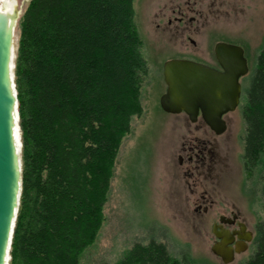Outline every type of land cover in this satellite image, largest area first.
I'll list each match as a JSON object with an SVG mask.
<instances>
[{"label":"trees","instance_id":"obj_1","mask_svg":"<svg viewBox=\"0 0 264 264\" xmlns=\"http://www.w3.org/2000/svg\"><path fill=\"white\" fill-rule=\"evenodd\" d=\"M133 1L29 0L17 21L21 182L8 264H79L97 237L121 142L142 111L147 64ZM244 79L242 171L264 190V38ZM253 247L239 264H264V222ZM112 264L196 261L150 238Z\"/></svg>","mask_w":264,"mask_h":264},{"label":"rangeland","instance_id":"obj_2","mask_svg":"<svg viewBox=\"0 0 264 264\" xmlns=\"http://www.w3.org/2000/svg\"><path fill=\"white\" fill-rule=\"evenodd\" d=\"M16 1L20 15L29 0ZM179 5L192 8L187 16L196 18L187 28L173 19L172 9ZM133 10L147 64L140 89L142 111L132 117L130 132L121 142L104 222L79 264H112L134 242L146 243L150 238L164 243L172 256L188 252L196 264H222L210 251L211 226L219 212L237 211L249 229L264 222L261 183L250 187L242 171L241 112L237 107L226 114V130L209 148V159L194 176L195 187L190 182L191 189L197 193L206 189L207 199L214 201L208 213H194V196L176 174L171 157L181 141L200 134L182 114L161 109L159 99L166 89L163 64L174 58H206L214 43L225 42L243 48L250 72L264 38V0H134ZM13 34L16 47L17 26ZM243 85H248L247 79ZM253 252L251 247L235 255L231 264L245 261Z\"/></svg>","mask_w":264,"mask_h":264},{"label":"water","instance_id":"obj_3","mask_svg":"<svg viewBox=\"0 0 264 264\" xmlns=\"http://www.w3.org/2000/svg\"><path fill=\"white\" fill-rule=\"evenodd\" d=\"M18 17L16 10H0V264H8L21 182V141L13 73L16 51L13 33ZM214 54L221 70L184 58L167 60L163 64L166 89L159 105L167 113H185L191 122L199 114L220 134L225 129L222 116L239 103V78L248 72V66L243 48L236 44L217 42ZM222 223L220 217L218 224L212 225L216 241L210 251L222 264H231L235 255L245 250L244 244L251 240V233H244L245 225L241 222L239 229L233 231L223 228ZM235 237L241 242H234Z\"/></svg>","mask_w":264,"mask_h":264},{"label":"flooded vegetation","instance_id":"obj_4","mask_svg":"<svg viewBox=\"0 0 264 264\" xmlns=\"http://www.w3.org/2000/svg\"><path fill=\"white\" fill-rule=\"evenodd\" d=\"M7 1V0H6ZM8 1H13V7H12V11L16 10L18 12V2L16 0H8ZM3 2V0H2ZM192 8L187 7V6H177L174 9H172V14H174L173 19L177 24H183V27L187 28L189 24H191L193 21H195V17L190 16L189 14L191 13ZM189 12L188 16L187 13ZM19 14V12H18ZM21 15V14H20ZM19 15V17H20ZM18 17V18H19ZM168 24L171 22L170 19H168ZM188 40L191 44H195L191 38L188 36ZM215 45V43H214ZM244 57L246 59L247 62V66H248V72L239 78V84L241 87V93H242V88H243V83H244V78L248 75L249 73V63H248V58L245 55L244 52ZM184 59H189V60H193L202 64H205L211 68H214L216 70H221V67L215 57L214 54V46H213V51L211 53V55L208 54V56L206 58L201 57L200 58H185L182 57ZM241 99V94L239 97V101ZM239 105V103H238ZM237 105V107H238ZM236 107V108H237ZM235 110V109H234ZM229 113V112H227ZM225 113L222 118L225 122V129L227 127V121H226V114ZM183 115V119L184 122L187 121V123H190L194 126L195 132H199L200 135H194L191 136L190 140L187 141H181L178 145L177 148L178 150H174L172 157H171V163L174 166V169L176 172V174H178V177L181 178V180H184V185L188 187V193H190V195L194 196V207H193V212L194 213H200V214H206L209 212L210 208L212 207V203L214 202L212 199H207V190H202L199 193H197L195 191V188L191 189V183L193 187H195V185L197 184V179L196 177V173L197 171L205 164V162L209 159L210 154H211V150L209 148L214 147V142L216 140V136L221 135L222 133H224V131L220 134H217L213 129H211L205 122L204 120L201 118V116L198 114L197 118L194 122H191L188 118V116L181 112L178 113L176 115ZM195 176V177H194ZM233 215H235V218H233ZM223 217V221L224 223H222L223 228L228 229L229 231H233V230H238L239 226L238 223L241 222L245 225V230L244 233L246 231L251 233V240L247 243H243L245 246V250H248L252 247V243H253V238L255 235V226L254 229H249L247 228L246 224L244 221L240 220L239 217V213L235 210H230L228 214H226L225 212H219L218 217H217V221H214L212 223L215 224L219 222V218ZM212 228V226H211ZM216 239L214 237V241L215 242ZM241 240H237V238L235 237L234 242H237ZM234 242L232 243V245H234ZM243 251V252H244ZM242 253V252H241ZM240 254V253H239ZM238 255V254H236Z\"/></svg>","mask_w":264,"mask_h":264},{"label":"bare ground","instance_id":"obj_5","mask_svg":"<svg viewBox=\"0 0 264 264\" xmlns=\"http://www.w3.org/2000/svg\"><path fill=\"white\" fill-rule=\"evenodd\" d=\"M14 2L13 1H6L3 0V2H1L0 4V10H4L6 12H12V7H13Z\"/></svg>","mask_w":264,"mask_h":264}]
</instances>
